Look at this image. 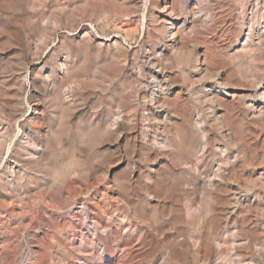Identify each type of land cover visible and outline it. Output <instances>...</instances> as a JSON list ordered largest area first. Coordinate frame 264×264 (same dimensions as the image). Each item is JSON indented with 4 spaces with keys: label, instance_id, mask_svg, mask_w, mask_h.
Here are the masks:
<instances>
[{
    "label": "rangeland",
    "instance_id": "1",
    "mask_svg": "<svg viewBox=\"0 0 264 264\" xmlns=\"http://www.w3.org/2000/svg\"><path fill=\"white\" fill-rule=\"evenodd\" d=\"M192 3L193 0H180L179 6L184 9ZM161 13L153 0H0V127H4L0 131L2 264H50L55 261V264H107L112 261L114 264H198L193 253H183L174 246L176 235L182 230L197 236L200 230L210 231L214 224L209 220L213 211L194 219L191 214L195 208L190 180L193 179L192 163H195V150L200 147L201 137L196 135L187 140V127L178 116L183 109L190 112L201 105L193 93L177 97L179 86L186 88L196 78L190 65L176 62L169 65L171 83L163 96L170 100L166 101L171 105L164 112L168 110L171 120L160 124L153 121L150 126L161 144L167 146L165 151H158V157L149 154L153 151V143L146 141L148 132L140 125L144 121L140 117V122H136L134 117L136 112H142V104L146 101L142 93L153 94L146 55L166 53L169 57L174 53L164 39L156 41L155 25ZM184 20L182 14L180 23ZM113 24L122 26L125 32L113 30ZM208 32L207 29L205 34ZM206 36H202L203 46L207 44ZM229 36L232 35L225 36V41ZM218 37L215 39L219 44H224V34ZM203 46L196 51L201 53ZM39 58L44 59L41 65ZM64 62L65 67H62ZM260 65L264 66L263 59ZM33 66H36L34 71ZM51 67L55 77L47 83L45 76ZM235 67L232 65L230 69ZM141 73L145 75L143 79L139 77ZM227 99L238 105L232 96ZM120 111L129 113L130 118V123L121 129L113 125ZM24 124H29L33 139L41 148L36 156L23 150L28 139L21 141ZM211 130L217 131L214 127ZM226 132L224 130V145L231 151ZM257 132L258 139L253 136L247 146L242 140L238 141L246 151L243 149L239 154L242 156L236 174L224 182L225 190L217 201L216 213L219 218L224 217V224L229 213L230 224L235 215L245 222L250 220L245 223L246 230L262 231V235L260 232L256 235L264 247L263 211L257 213L256 209H250L248 213L233 200L236 196L245 202L248 196L252 199L258 196L264 204V123L259 125ZM148 155L151 158L148 159ZM11 157L22 162L20 179L14 183L8 179ZM131 166L141 168L140 185L150 187L156 194L147 200V216L142 219L148 234L145 243L139 242L137 234L126 236L120 223L127 209L121 202L116 203L117 198L109 189V182L124 175ZM109 168L110 173L106 174ZM149 172L153 174L151 181L145 177ZM68 186L75 197L71 196ZM86 186L94 187L98 201L108 197L110 213L117 219L114 223L107 220L101 203L97 205L81 195ZM15 191L24 193V206L21 202H12V196L2 198L3 194L14 195ZM183 214H191V219L185 216L187 226L180 223ZM20 216L26 219L25 230L19 225ZM109 229L112 252L105 254L99 245L98 253L84 256V248L92 251L98 242L95 232L105 234ZM125 237L126 244L121 248H127L125 254H121L117 240ZM229 243L228 240L224 244L225 257L232 255ZM64 248L72 250L71 259L65 255ZM170 248L174 249L173 254ZM163 256L166 259H162Z\"/></svg>",
    "mask_w": 264,
    "mask_h": 264
},
{
    "label": "bare ground",
    "instance_id": "2",
    "mask_svg": "<svg viewBox=\"0 0 264 264\" xmlns=\"http://www.w3.org/2000/svg\"><path fill=\"white\" fill-rule=\"evenodd\" d=\"M179 2L180 0H153V4L162 12L159 15L158 24L155 25L156 41L159 42L164 39L166 45L174 53H171V56L168 55L169 57H167L166 53H150L146 55L145 60L150 65L147 75L152 82L153 94L148 96L142 93V97L146 99L142 104L143 113L136 112L134 114L136 122H140V117L144 121L140 122V125L142 129L144 128L148 132L145 136L146 141H152L153 143V151L149 152V154H156L155 157H158L160 154H158V151L164 150L167 146L161 144L162 142L159 141L158 136L151 132L150 126L153 121L160 124L171 120L168 110L164 112L166 107L171 105V103H167L170 100L167 101V96H163L164 90H166L165 88L171 83V75L168 69L169 65L172 66L171 64L175 62L179 65H190L196 78L186 88L180 85L179 91L177 92L178 99L179 97H184L183 94L193 93L196 102L202 106L195 107V110H190V112L189 110L183 109L179 113V116L177 115L187 127L185 133L187 140H191L196 135L201 137L200 147L195 150V163H192L193 179H190L192 180V189L194 190L192 194H195L193 199V207L195 208L194 210L189 208V211H192L191 214L194 215L193 219L196 217H204L208 214L207 212L213 211L209 220L214 224L211 230L209 229L210 231L205 229L200 230L199 228V234L197 233L198 231L196 232L198 234L197 236H194L193 232L191 234V232L185 231V229L184 231L182 230L176 235L174 246L175 248H179V251L183 253H193L194 259L201 262V264H264V247L260 245L261 241L259 242L258 235H256L262 231H259L260 233L253 232V230L247 231L245 223L250 220L245 222L244 219L239 218V215H235L233 217V224H230L229 221L232 220V217H229L230 213L228 214V218L225 219L226 222L224 224V217L222 218L220 216L221 218H219V215L216 213L217 201L218 199L220 200L221 193L225 190L224 182L235 173L238 160L242 156L239 154L245 150L243 146H240L238 141L242 140L246 146L247 144H251L253 136H257L258 139L257 128L264 123V66L261 67L260 65V61L262 59L264 60V0H193L192 5L184 9L182 7L180 8ZM182 14H184L186 20L180 23ZM112 27L115 31H124L123 27L117 24H113ZM206 28L209 30L208 33H210L209 35L211 37L209 35L206 36L208 34H205L207 32ZM204 29L206 30L205 33L203 31ZM223 34L224 44H219V41L215 38L217 36L223 37ZM228 34L232 36H229V40L225 41V36H228ZM204 35L207 37V40H205L207 44H204L205 46H203L204 41L202 40V36ZM202 46L204 49L201 53L200 51H196V48ZM39 59V65H41L44 59ZM248 62L252 65H246ZM232 65L236 67L230 69ZM62 67H65V62L62 63ZM35 68L36 66H33L32 70L34 71ZM49 71L45 76L47 83L52 82L53 77H55L54 68L51 67ZM139 77L143 79L145 75L141 73ZM229 95L237 101L238 105L228 101L227 96ZM186 101H188V98H186ZM158 103H160L159 108L155 106ZM129 121V113L120 111L119 115L114 117L113 125L121 129L127 123H130ZM28 125L24 124L22 128L21 141L28 138L23 150H28L32 156H36L41 148L34 141L32 129H29ZM212 127L216 128L217 131L212 132ZM3 129L4 127L1 126L0 131ZM224 130L227 131L225 134L228 139V144L232 147L231 151L227 150L226 145H224ZM167 142L165 143L167 144ZM249 148L252 147L249 146ZM150 155H148V159L151 158ZM243 155L246 157L244 153ZM249 160H247L248 163ZM262 160L264 161L263 157ZM243 161L246 163V160ZM21 168L22 162L16 157H11L8 161V170L10 173L8 179L13 183L19 181ZM140 169L131 166L124 175L109 182V189L116 196V203L118 202L117 204H119L121 202L127 209L126 212L122 211L123 214L120 223L121 227L125 228L126 236L129 237L132 234H137L139 242L145 243L148 234L143 228L142 219L147 216V200L154 198L156 194L154 190L149 189L150 187L144 188L140 185L139 176L142 173ZM108 173H110V168L107 169L106 174ZM145 177L151 181L153 174L149 172ZM245 185L249 186L250 184L246 183ZM68 187L70 188V186ZM69 190L71 196L75 197V192L71 188ZM15 192L14 195L3 194L2 198L12 196V202L18 201L24 206L26 203L24 193L20 191ZM81 195L87 196L97 205L101 203L102 205L100 207L104 208L105 216L111 223L117 220L110 213V206L107 205L108 197H105L102 202L98 201L94 187L86 186L85 191ZM256 197L257 199H252L251 196H248L244 202L241 198L234 196L233 200L240 208L245 209L244 211L256 209L257 213L259 210L264 213V204L260 203L258 196ZM2 200L5 201V199ZM33 201L31 202L34 203ZM212 201H214V205ZM231 203L230 205H232ZM218 211L221 212V210ZM232 211L235 212L236 209ZM153 212H156V210L154 209ZM190 215L183 214L182 218L179 216L183 219L180 223L184 222L183 224L186 225L187 220L185 216L190 217ZM18 219L19 225L25 230L26 226H28L26 219L24 216H20ZM138 219H141L140 222ZM251 225L255 226V224ZM109 230L105 234L96 231L95 234L98 242L92 247V251L88 247H85L84 252L80 250L83 252L81 253L84 256H90L92 252L98 253L99 245H102L104 253L110 254L114 247L111 241L112 232ZM116 233L117 230H115L114 234ZM126 240V237L121 238L119 241L117 240L118 249L122 250L121 254H125L127 247H121L122 244H126ZM228 240L232 247V255L225 257L226 254L224 256L223 248ZM63 251H65L64 253L68 259L73 257L72 250L64 248ZM173 251L174 249L172 250L170 248L172 254ZM179 254L181 253L179 252ZM162 259H166V256H163ZM77 261L82 263L80 258ZM199 262L198 264H200ZM0 264H2L1 261ZM107 264L114 263L112 261Z\"/></svg>",
    "mask_w": 264,
    "mask_h": 264
}]
</instances>
